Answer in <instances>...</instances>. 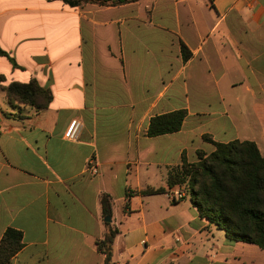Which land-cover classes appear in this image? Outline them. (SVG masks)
<instances>
[{"label": "crops", "instance_id": "0c3cea01", "mask_svg": "<svg viewBox=\"0 0 264 264\" xmlns=\"http://www.w3.org/2000/svg\"><path fill=\"white\" fill-rule=\"evenodd\" d=\"M0 46L17 65L0 56V241L23 234L10 264H104V195L119 231L113 264H264L263 250L200 216L186 184L167 185L183 155L215 150L205 136L264 155V0H0ZM34 80L48 108L12 104L6 88ZM178 110L180 132L148 137L153 117Z\"/></svg>", "mask_w": 264, "mask_h": 264}, {"label": "trees", "instance_id": "16d2710c", "mask_svg": "<svg viewBox=\"0 0 264 264\" xmlns=\"http://www.w3.org/2000/svg\"><path fill=\"white\" fill-rule=\"evenodd\" d=\"M61 1L70 8L95 5L99 7H120L141 0H46ZM185 60L191 57L182 45ZM0 56L16 63L0 46ZM0 75V84L5 82ZM12 104L45 110L52 102L50 91L42 88L37 81L28 84L12 83L6 88ZM188 115L178 110L151 119L147 135L150 138L178 133L182 130ZM204 139L215 150L206 154L198 152V161L189 163L183 155L182 165L173 169L168 177V188L187 185L190 198L202 218L217 230L224 231L229 241L251 244L264 251V155L258 145L251 141L215 142L208 136ZM165 192V190L159 191ZM103 216L113 218V201L104 195L101 199ZM128 206V205H127ZM107 233L96 242L98 253L104 264H113L115 241L119 231L111 223H105ZM23 249V234L13 228L4 233L0 241V264H10Z\"/></svg>", "mask_w": 264, "mask_h": 264}, {"label": "built area", "instance_id": "2783aa9c", "mask_svg": "<svg viewBox=\"0 0 264 264\" xmlns=\"http://www.w3.org/2000/svg\"><path fill=\"white\" fill-rule=\"evenodd\" d=\"M81 129H82V123L77 119L72 120L70 124L68 125L67 130L65 131L64 138L72 142L77 141L79 134L81 132ZM87 171L91 175H98L99 173L98 168L95 165V163H93V161L89 163L87 167ZM170 196L173 200H176V199H182L184 197V194L182 192L175 191V192H171ZM117 264H120V263H117Z\"/></svg>", "mask_w": 264, "mask_h": 264}, {"label": "water", "instance_id": "95a60500", "mask_svg": "<svg viewBox=\"0 0 264 264\" xmlns=\"http://www.w3.org/2000/svg\"><path fill=\"white\" fill-rule=\"evenodd\" d=\"M106 223H112V218L111 217H106L105 218Z\"/></svg>", "mask_w": 264, "mask_h": 264}, {"label": "rangeland", "instance_id": "374dc122", "mask_svg": "<svg viewBox=\"0 0 264 264\" xmlns=\"http://www.w3.org/2000/svg\"><path fill=\"white\" fill-rule=\"evenodd\" d=\"M189 190V189H188Z\"/></svg>", "mask_w": 264, "mask_h": 264}]
</instances>
